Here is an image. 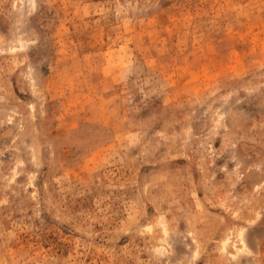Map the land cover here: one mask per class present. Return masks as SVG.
Returning <instances> with one entry per match:
<instances>
[{
  "label": "rangeland",
  "instance_id": "rangeland-1",
  "mask_svg": "<svg viewBox=\"0 0 264 264\" xmlns=\"http://www.w3.org/2000/svg\"><path fill=\"white\" fill-rule=\"evenodd\" d=\"M0 264H264V0H0Z\"/></svg>",
  "mask_w": 264,
  "mask_h": 264
}]
</instances>
